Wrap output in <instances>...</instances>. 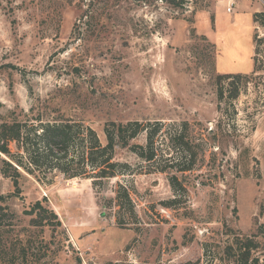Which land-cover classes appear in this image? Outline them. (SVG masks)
<instances>
[{"label":"rangeland","instance_id":"374dc122","mask_svg":"<svg viewBox=\"0 0 264 264\" xmlns=\"http://www.w3.org/2000/svg\"><path fill=\"white\" fill-rule=\"evenodd\" d=\"M224 75L242 79L225 80L219 101ZM112 122L156 130L155 177L142 183L134 169L95 188L43 170V182L21 175L17 197L0 159V264H240L238 240L257 246L249 264H264V0H0V126L81 124L104 140ZM182 123L197 162L170 174L188 166L171 141ZM115 182L139 226L108 217ZM37 202L63 226H33Z\"/></svg>","mask_w":264,"mask_h":264},{"label":"trees","instance_id":"16d2710c","mask_svg":"<svg viewBox=\"0 0 264 264\" xmlns=\"http://www.w3.org/2000/svg\"><path fill=\"white\" fill-rule=\"evenodd\" d=\"M174 6L180 7L184 0H170ZM259 71L254 58V71ZM242 79L241 75H224L218 77V98L219 101L225 98V80H231V85L236 86ZM239 95L238 88H233L232 97L236 99ZM175 134L171 141L182 146L185 153L181 165H188L182 169L179 164L173 163L164 172L187 173L196 165L197 153L189 140V126L187 123L177 124ZM81 124H40L32 126L29 134L25 126L20 124H2L0 126V159L3 162L5 175H9L14 188L15 195H20L19 178L23 173L37 178L43 182L39 173L46 170V176L54 180L55 175H64L68 180L86 179L92 180L95 188L103 185L104 181H112L119 175H133L134 169H140L137 176L142 183L147 182V178L155 177V172L150 168L159 162L160 155L155 148L154 135L149 123L129 122L109 123L104 128V140L91 128L81 131ZM84 135V136H82ZM78 140V145L76 144ZM22 151L28 162H23L14 155L15 149ZM55 163V167L51 166ZM47 167L43 168L44 165ZM145 165V166H143ZM163 172V173H164ZM170 180L175 185L179 183L176 176H171ZM115 196L107 200L105 207L110 211L108 217L121 229L139 226L136 208L132 202L129 187L119 182L112 186ZM118 190V194L117 191ZM177 202H159L158 207L168 209ZM155 208L154 205L151 206ZM125 210L126 217L118 216L116 210ZM154 224L165 223L164 218L155 210H149ZM29 216H33L31 224L35 227L48 226L52 229L61 228L62 221L56 212L44 207L42 202H37L30 211ZM239 248L240 264H249L252 258L253 246L251 240L237 241ZM257 260H253L256 263ZM119 264V263H117Z\"/></svg>","mask_w":264,"mask_h":264},{"label":"built area","instance_id":"2783aa9c","mask_svg":"<svg viewBox=\"0 0 264 264\" xmlns=\"http://www.w3.org/2000/svg\"><path fill=\"white\" fill-rule=\"evenodd\" d=\"M234 7V3H231L229 8H228V11L231 12L232 8Z\"/></svg>","mask_w":264,"mask_h":264}]
</instances>
